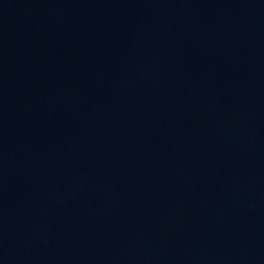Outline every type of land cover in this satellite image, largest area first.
<instances>
[{
	"label": "water",
	"instance_id": "95a60500",
	"mask_svg": "<svg viewBox=\"0 0 264 264\" xmlns=\"http://www.w3.org/2000/svg\"><path fill=\"white\" fill-rule=\"evenodd\" d=\"M0 264H264L92 0H0Z\"/></svg>",
	"mask_w": 264,
	"mask_h": 264
}]
</instances>
